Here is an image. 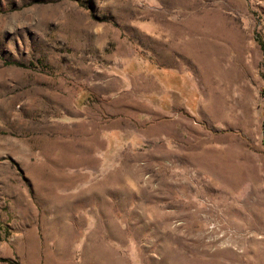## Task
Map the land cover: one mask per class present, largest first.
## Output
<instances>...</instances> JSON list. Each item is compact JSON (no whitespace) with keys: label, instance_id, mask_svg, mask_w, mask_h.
<instances>
[{"label":"rangeland","instance_id":"rangeland-1","mask_svg":"<svg viewBox=\"0 0 264 264\" xmlns=\"http://www.w3.org/2000/svg\"><path fill=\"white\" fill-rule=\"evenodd\" d=\"M0 264H264V0H0Z\"/></svg>","mask_w":264,"mask_h":264}]
</instances>
